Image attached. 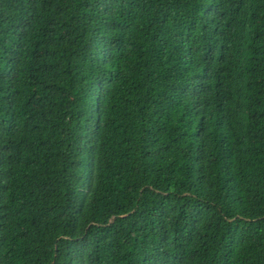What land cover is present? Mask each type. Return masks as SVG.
Here are the masks:
<instances>
[{"label": "trees", "instance_id": "obj_1", "mask_svg": "<svg viewBox=\"0 0 264 264\" xmlns=\"http://www.w3.org/2000/svg\"><path fill=\"white\" fill-rule=\"evenodd\" d=\"M0 264H264V0H0Z\"/></svg>", "mask_w": 264, "mask_h": 264}]
</instances>
